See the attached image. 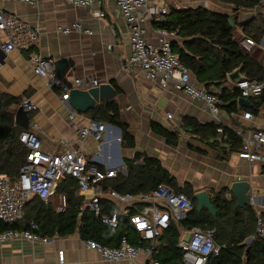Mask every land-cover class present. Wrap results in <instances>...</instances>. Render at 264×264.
Instances as JSON below:
<instances>
[{
    "label": "crops",
    "instance_id": "0c3cea01",
    "mask_svg": "<svg viewBox=\"0 0 264 264\" xmlns=\"http://www.w3.org/2000/svg\"><path fill=\"white\" fill-rule=\"evenodd\" d=\"M100 1L101 6L99 7L96 4L92 8H81L61 0H40L35 6L19 1L0 0V13L9 16L16 15L22 21L40 30L37 44L22 51H6L4 45L9 41V33L0 29V94L22 98V102L28 99L37 106L36 110L30 112L32 114L31 126H39V129L35 130L42 139L43 150L57 154L66 149L65 143H71L98 167L103 166V170L106 168L121 169L118 175L127 173L125 159L133 160L134 151L139 149L143 155L141 160H137L138 162L143 160L145 154L157 157L172 176L177 178L181 186L190 183L196 191L204 190L211 194V191L218 192L228 188L227 196L233 195L231 185L236 181L247 180L251 183L249 193L255 198L252 205L257 212L263 210L264 164L248 162L241 159L237 153H233L224 160L218 156L219 150H212L202 145L199 140L192 138L184 131L176 147L168 145L165 138L153 132L151 128L153 121L170 130L180 128L183 116L194 117L201 123L214 121L203 100H192L172 85L165 89L157 83L146 81L140 71L139 73L133 71L129 65L132 50L131 30L115 0ZM153 1L167 6L169 12L173 8L198 6L228 13H234L235 9L234 4L223 0ZM99 9L105 11L104 19L96 16L95 13ZM236 13L239 25L235 26L234 35L240 41L246 35L241 25L249 23L257 14L264 15V4L261 1V5L255 9L241 8ZM76 21L81 22L84 30L91 29L93 34L73 31L67 35L59 29L60 26L72 27ZM155 21L152 20L149 23V34L153 39L155 31L159 29L155 26ZM109 45L112 48H109ZM259 51L264 53V37L257 42L254 50L255 53ZM32 55L51 57L55 61L61 58L69 59L70 66L65 77H61L56 70L57 76L68 82L75 78L96 77L102 79L103 82L112 83L117 90V97L114 100L119 103L122 120L129 124L130 131L135 136L136 147L125 148L120 142V148H118L117 130L109 126L110 123H105L108 126L103 143L96 141L93 137L87 138L82 143L77 142L78 129L85 125L89 117L85 113H80L77 119L70 120L67 103L61 99L62 93H58L57 89L51 86L50 76H41L34 71L33 63H31ZM229 80L226 85L230 87L234 82L230 78ZM216 89H218L216 86L210 87L211 91ZM238 99L237 106L240 110L243 105L238 102ZM251 104L252 107L255 105L252 102ZM16 108L15 106V111ZM245 111L228 113L223 110L222 118L225 123L234 126L242 125L246 129L264 130V104L260 105L257 111L249 110L253 113L251 120L243 119L242 115ZM169 115H172V118ZM189 140H192L193 144L201 145L207 153L202 154L191 149L188 146ZM61 196L67 197V194H60L56 190L47 201L52 203L56 212H59ZM78 196H80L79 189ZM102 198L109 199L118 208V205L106 193ZM141 207V205H136L137 210ZM130 232L129 237L136 242L137 234L133 228ZM111 233L115 236L117 231L113 228ZM188 237L189 231H183L180 241ZM119 242L115 238L110 244H104L115 246ZM61 250L65 252L63 262L59 261ZM143 263V257L133 261L103 259L97 251L86 247L79 229L72 234L50 237L48 243L15 240L0 245V264Z\"/></svg>",
    "mask_w": 264,
    "mask_h": 264
},
{
    "label": "built area",
    "instance_id": "2783aa9c",
    "mask_svg": "<svg viewBox=\"0 0 264 264\" xmlns=\"http://www.w3.org/2000/svg\"><path fill=\"white\" fill-rule=\"evenodd\" d=\"M35 6L40 0H10ZM69 5L81 8H92L94 5L101 6L100 0H61ZM125 22L131 30L130 44L132 47L129 65L133 71L143 75L146 81L157 83L163 88L172 85L176 90L183 91L192 100H203L206 109L217 124L231 127L241 138L242 148L237 153L241 159L248 162H261L264 164V130L246 129L242 125L234 126L225 123L222 115L223 102L220 98V89L206 90L195 80L190 70L183 65L179 56L173 52L172 43L177 39V33L166 29H157L155 38L149 34V23L152 20H160L169 13V8L153 0H115ZM262 2L264 0H261ZM96 16L104 19L106 13L99 9ZM0 29L9 33V41L4 45L6 51H22L37 44L40 30L22 21L16 15L0 13ZM59 29L65 34L73 31L92 35L91 29L84 30L80 21H76L72 27L60 26ZM244 50L254 55L257 42L244 35L240 40ZM109 48H112L109 45ZM255 58L264 66V53L259 51ZM34 71L41 76L51 77V86L62 88L61 99L67 103L68 117L75 120L81 114L69 105V93L73 88L88 89L103 83L96 77L75 78L68 82L57 76L55 59L32 55ZM230 91H239L242 98L262 96L264 93V79L252 80L241 79L230 86ZM22 105L24 110L33 112L37 106L26 99ZM172 118V115H169ZM244 120H251L253 113L245 111L242 115ZM220 126L218 132L224 135V127ZM35 129L38 125L22 131L20 140L29 149L26 161L20 167V176L16 182L0 174V221L15 223L23 219L25 206L28 201L37 196L48 201L55 194L61 179L72 176L77 179L79 194L84 202L79 216L85 211H94L96 216L102 212V196L106 193L118 205L119 212L110 216H104L103 222L111 228H118L121 224V216L127 217L133 230L137 234L136 242L128 235H124L118 245L108 246L93 239H84L88 249L97 251L100 256L108 261L136 260L144 258L143 264H161L155 257V248L164 231L170 227L172 220L182 219L186 216L193 205L191 199L185 193H178L167 185H162L150 193L132 194L121 193L112 187L106 188L105 180L114 178L121 169L106 168L101 170L95 163L88 159L80 150L71 143H65L66 149L61 153H49L43 150L41 137ZM107 125L89 118L85 125L79 127L77 142H84L93 137L103 143L106 139ZM224 135V139H227ZM118 137H116V140ZM121 139V137H120ZM123 170V169H122ZM231 197V194L228 195ZM255 198L252 196V203ZM141 205L140 210L135 212L136 205ZM67 207V197L61 196V205L58 210L64 211ZM258 211L255 235L264 238V207ZM37 223L32 222L30 228L8 229L0 232V245L15 240H27L31 243H48L50 238L34 232ZM189 238L178 243L183 251V264H207L212 255L220 253V247L215 242L214 229H202L194 227L189 231ZM59 261H65V252L59 251Z\"/></svg>",
    "mask_w": 264,
    "mask_h": 264
},
{
    "label": "trees",
    "instance_id": "16d2710c",
    "mask_svg": "<svg viewBox=\"0 0 264 264\" xmlns=\"http://www.w3.org/2000/svg\"><path fill=\"white\" fill-rule=\"evenodd\" d=\"M223 1L235 5L234 13L215 11L204 6L173 8L154 24L157 28L177 33L179 40L173 41V52L195 76L199 85L206 90H210L212 86L220 89L222 109L232 113L248 110L249 107L238 109L237 99L241 94L239 91L232 93L226 85L230 81L229 74L241 67V73L248 79H264V66L253 54L242 48L234 35L235 26L239 25L236 12L241 8L255 9L261 5V0ZM241 26L246 36L256 42L264 37V15L261 13ZM55 89L58 93H63L62 88L56 86ZM0 98V174L6 175L14 183L20 176V167L26 161L29 151L20 140L25 129L15 122V106L22 105L23 102L22 98L14 96L0 94ZM249 100L255 104L249 110L257 111L260 105L264 104V93ZM85 115L93 120L117 126L122 131V146L131 149L136 147L135 136L131 133L129 124L121 118L118 101L110 100L98 104ZM221 125L216 122L201 123L194 117L183 116L180 128L170 130L154 121L151 128L155 134L165 138L168 145L175 147L179 145L183 131L189 133L202 145L219 150L218 156L226 160L241 150L242 143L240 136L231 127L222 125L224 133L228 136L224 139L225 134L221 135L217 131ZM188 146L202 154L207 153L201 145L193 144L192 140H189ZM125 165L127 173H119L117 177L105 180L106 188L112 187L121 193L144 194L167 185L178 193H185L192 201L193 207L186 216L178 220L173 219L170 227L159 238L154 255L161 264H183V251L178 247V243L182 232L190 231L194 227L215 230L214 239L220 247V253L212 255L207 264H264V238L255 235L258 212L254 205L240 207L234 195L227 196L228 188L218 192L211 191L212 203L216 209V215H213L206 208L198 209L195 197L197 191L194 186L190 183L181 186L159 158L145 154L140 162L126 158ZM99 168L103 170V166ZM58 186L57 192L65 193L68 197V206L64 211L56 212L52 203L35 196L25 206L23 219L15 223L0 221V232L23 227L29 229L31 223L35 222L38 227L34 232L49 238L72 234L77 229L83 239H93L102 244H110L115 238L120 241L124 235L130 236L132 226L128 219L124 218L126 216H121L120 226L114 229L117 231L115 236L111 233L113 228L103 222L104 216L119 212V208L109 199L102 198L100 216H95L87 210L80 217L83 199L78 196L77 179L66 176ZM136 211L138 210L135 209ZM249 238L251 240L247 241Z\"/></svg>",
    "mask_w": 264,
    "mask_h": 264
},
{
    "label": "water",
    "instance_id": "95a60500",
    "mask_svg": "<svg viewBox=\"0 0 264 264\" xmlns=\"http://www.w3.org/2000/svg\"><path fill=\"white\" fill-rule=\"evenodd\" d=\"M232 25L234 26L233 19H231ZM56 68L61 77L66 76L67 69L70 66L69 59L61 58L55 61ZM229 78L233 82H238L241 79L247 78L243 73H241V67H238L233 72L229 74ZM69 105L77 110L80 113H86L90 109L96 107L98 104L107 103L110 100H114L117 97V90L110 82H103L98 86L89 87L88 89L76 87L73 88L69 93ZM238 102L246 107H252V104L249 99L240 97ZM2 100L0 98V105ZM15 113V122L16 124L22 126L24 129L31 128V118L30 113L24 110L23 105L16 106ZM108 126V124H107ZM117 130L116 140L118 148H120L121 134L122 131L120 128L114 125ZM143 152L139 149L134 151L133 160H141ZM123 160H121L122 162ZM251 183L247 180L236 181L231 185V192L235 196L237 203L240 207H245L252 204V196L250 195ZM195 197L198 201V209L202 210L203 208L208 209L213 215H216V209L212 203L211 194L206 191H197ZM95 215L94 211H91ZM96 216V215H95ZM127 219V217H124ZM190 236V235H189ZM189 238V237H188Z\"/></svg>",
    "mask_w": 264,
    "mask_h": 264
},
{
    "label": "rangeland",
    "instance_id": "374dc122",
    "mask_svg": "<svg viewBox=\"0 0 264 264\" xmlns=\"http://www.w3.org/2000/svg\"><path fill=\"white\" fill-rule=\"evenodd\" d=\"M262 4H264V1L262 2ZM252 51H254V50H252ZM256 53H254V55H255Z\"/></svg>",
    "mask_w": 264,
    "mask_h": 264
}]
</instances>
